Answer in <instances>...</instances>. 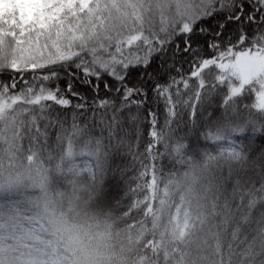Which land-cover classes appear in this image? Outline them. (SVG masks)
Listing matches in <instances>:
<instances>
[{"label":"snow or ice","instance_id":"snow-or-ice-1","mask_svg":"<svg viewBox=\"0 0 264 264\" xmlns=\"http://www.w3.org/2000/svg\"><path fill=\"white\" fill-rule=\"evenodd\" d=\"M0 264H264V0H0Z\"/></svg>","mask_w":264,"mask_h":264}]
</instances>
